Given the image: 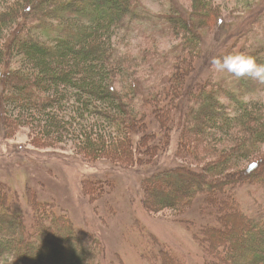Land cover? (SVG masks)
<instances>
[{
    "label": "trees",
    "instance_id": "trees-1",
    "mask_svg": "<svg viewBox=\"0 0 264 264\" xmlns=\"http://www.w3.org/2000/svg\"><path fill=\"white\" fill-rule=\"evenodd\" d=\"M190 1L192 10L167 17L176 43L154 49L153 59L122 47L149 24L143 0H0V130L30 127L42 145L73 137L91 161L143 168L166 155L176 132L184 164L152 172L145 186L156 201L148 203L185 214L202 201L207 264H264L263 203L248 211L239 196L264 192V99H246L264 82L201 80L204 31L222 27V0ZM238 48L218 56L245 51L264 64L262 51ZM7 185L0 182V264H104L91 238L32 192L30 227Z\"/></svg>",
    "mask_w": 264,
    "mask_h": 264
},
{
    "label": "rangeland",
    "instance_id": "rangeland-1",
    "mask_svg": "<svg viewBox=\"0 0 264 264\" xmlns=\"http://www.w3.org/2000/svg\"><path fill=\"white\" fill-rule=\"evenodd\" d=\"M143 2L148 8L147 16H151L149 24L142 23L140 31L132 32L122 47L129 46L136 55L145 53L156 59L154 49L168 53L171 44L176 43L167 33V17L192 10V3L180 0L176 11L171 12V0ZM219 11L224 19L222 27L216 30L214 21L204 31L203 82L214 74L223 80L231 76L214 72V66L209 68L213 58L225 56L230 48L254 49L264 56V0H222ZM250 81L246 87L253 84ZM246 99L262 100L264 91L249 93ZM101 125L103 122L99 130ZM79 146L73 137H67L60 145H42L30 127L0 130V182L18 195L17 213L27 214L30 227L35 210L27 195L32 192L45 208L56 206L60 213L64 211V217L76 225L80 235L91 238L100 254H105L104 264H207L208 255L199 237V228L210 222H203L199 214L204 203L195 202L193 210L185 214L171 209L160 212L148 203L156 201L153 189L149 192L152 185L145 186L152 172L184 164L179 157L182 143L176 132L170 150L149 168L121 166L106 158L91 161ZM260 190L241 189L239 196L248 211L257 209L256 200L263 203L258 208L264 209V192ZM167 191L174 192L172 186ZM212 232L215 239L222 236L220 231ZM166 251L172 255L163 253Z\"/></svg>",
    "mask_w": 264,
    "mask_h": 264
},
{
    "label": "clouds",
    "instance_id": "clouds-1",
    "mask_svg": "<svg viewBox=\"0 0 264 264\" xmlns=\"http://www.w3.org/2000/svg\"><path fill=\"white\" fill-rule=\"evenodd\" d=\"M214 64L218 73L264 82V64L260 63L257 56L248 52H235L226 57L217 56Z\"/></svg>",
    "mask_w": 264,
    "mask_h": 264
}]
</instances>
